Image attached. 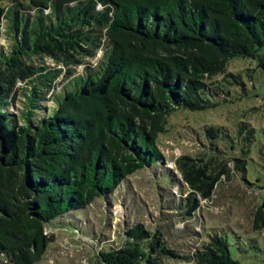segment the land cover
Wrapping results in <instances>:
<instances>
[{"label": "trees", "instance_id": "1", "mask_svg": "<svg viewBox=\"0 0 264 264\" xmlns=\"http://www.w3.org/2000/svg\"><path fill=\"white\" fill-rule=\"evenodd\" d=\"M236 57L255 61L248 72L264 70V0L0 6V263L35 264L53 238L50 221L108 199L143 167L155 164L177 183L158 137L174 110L214 108L238 86L246 94L241 72L227 70ZM234 126V133L206 126L200 139L211 153L173 159L189 191L179 203L168 189L159 196L169 195L184 221L232 173L251 185L245 175L256 155L254 128L241 120ZM224 141L235 155H222ZM251 227L264 230V199ZM169 228L136 222L119 247L100 249L94 264H239L218 228L206 229L187 252L170 244ZM192 228L186 225L183 236L196 234Z\"/></svg>", "mask_w": 264, "mask_h": 264}, {"label": "rangeland", "instance_id": "2", "mask_svg": "<svg viewBox=\"0 0 264 264\" xmlns=\"http://www.w3.org/2000/svg\"><path fill=\"white\" fill-rule=\"evenodd\" d=\"M18 1L24 4L29 2ZM11 3L12 0H0L2 7ZM3 43L8 45V39L4 38ZM97 57L89 61L94 63ZM45 62L53 65L49 59ZM253 66L255 61L237 57L227 66L231 73L241 72L247 81L244 86L246 94L238 86L230 94L222 95L229 102H222L214 108L197 112L185 109L171 112L168 131L159 135L158 144L164 156V167L172 169L177 183L172 185L169 173L155 164L151 168L139 169L108 199L96 198L87 208L71 211L63 218L50 221L55 228L47 226L46 232L52 234L53 238L35 264H94L97 252L119 247L125 240L124 231L136 222L145 223L150 230L170 225L168 231L174 234L169 236L170 244L181 245L180 249L185 252L198 247L206 229L215 227L219 234L226 236L231 256L239 264H264V230H253L251 227L252 212L262 205L264 199V70H245ZM80 69L77 67V70ZM248 76H252V81H248ZM18 85L21 87V83ZM228 87L233 88L235 84ZM20 98L23 99L22 96ZM50 104L46 102V105ZM239 120L250 122L254 128L256 155L249 161L245 175L251 185L243 184L239 175L232 173L230 180L217 185L211 200L200 201L196 215L184 221L179 214L181 208L168 202L170 196H174L179 203L180 197L189 191L180 179L173 159L181 154L198 156L203 151L210 154L211 150L200 139L203 137L201 131L206 126L219 125L234 133V123ZM219 149L225 151L226 154L222 155H235V150L229 149L226 141ZM247 187L250 189L247 190ZM167 189L170 196L161 198L159 195ZM185 224L193 227L197 233L184 237ZM73 227L79 231L73 232ZM0 264L9 263L3 261Z\"/></svg>", "mask_w": 264, "mask_h": 264}]
</instances>
